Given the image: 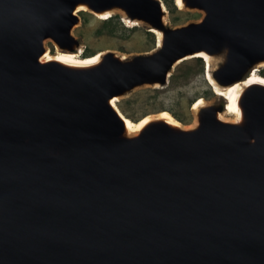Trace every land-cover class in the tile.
<instances>
[{
  "label": "water",
  "instance_id": "1",
  "mask_svg": "<svg viewBox=\"0 0 264 264\" xmlns=\"http://www.w3.org/2000/svg\"><path fill=\"white\" fill-rule=\"evenodd\" d=\"M181 4L200 19L171 26L162 0H0V264H264V84H244L264 69V0ZM82 12L160 38L46 59L47 42L82 54ZM197 55L212 90L243 84L236 119L214 96L193 125L131 133L112 100Z\"/></svg>",
  "mask_w": 264,
  "mask_h": 264
},
{
  "label": "rangeland",
  "instance_id": "2",
  "mask_svg": "<svg viewBox=\"0 0 264 264\" xmlns=\"http://www.w3.org/2000/svg\"><path fill=\"white\" fill-rule=\"evenodd\" d=\"M167 10L166 20L171 26H180L190 21H197L201 14L192 11H180L175 0H162ZM80 24L73 34L79 38L83 50L81 57L89 58L107 50L124 55L151 51L156 44L155 35L144 27H126L119 16L101 20L89 13H79ZM52 54L55 46L47 42ZM205 62L200 58H189L173 69L164 88L143 87L133 91L117 103L121 113L133 123L148 115L161 112L170 113L183 125L192 124L194 117L192 105L199 99L211 101L215 92L205 75ZM264 77V69L258 72Z\"/></svg>",
  "mask_w": 264,
  "mask_h": 264
},
{
  "label": "bare ground",
  "instance_id": "3",
  "mask_svg": "<svg viewBox=\"0 0 264 264\" xmlns=\"http://www.w3.org/2000/svg\"><path fill=\"white\" fill-rule=\"evenodd\" d=\"M175 5L177 6V8L179 10L183 11L182 10L181 0H175ZM96 17L101 19V20H103V19L109 17V15H99V16H96ZM125 22H127V21H125ZM127 23H129V22H127ZM127 25L128 26H132V27H138L139 26L138 24H135V23L134 24H127ZM152 33H155L156 36L158 38H160V33H158L157 31L152 30ZM55 49H56V51H55L54 54H52L51 52H47L46 55H45V58L46 59L53 58V59H57V60H60V61H63V62H67V63H70V64H76V65H86V64L95 63L96 61H98L100 59V57L105 52V51L104 52H99L96 55H94L92 57H89V58H82L81 54L62 52V51L58 50L56 47H55ZM81 52H82V50L80 51V53ZM193 58H200V59L203 60V57H201L200 55L194 56ZM187 59H189V58H187ZM204 59H205L206 63L208 64V72H209L210 69H211V61L207 57L204 58ZM258 72H259V70L255 69L253 71V73L250 75L249 80L247 82H245L244 84L249 83V82H259V83H263L264 84V77L260 76L258 74ZM208 76L209 77H207V78H209L208 80L211 82L210 75L208 74ZM242 85L243 84L238 83V84H235L234 86L229 87L228 89H225V90H221V89H218L216 86H213L214 87L213 91L215 92L214 96L224 97L227 100V102H226V112H225V114L223 116V117H225V119H229V120H235L236 119V116H237L236 97L238 96L239 90L241 89ZM118 102H120V100L117 99V98H114L112 100V103H113L114 107L117 109V111L124 118V120L126 122V125H127L128 129H129V131L131 133H136L149 119L153 118V116L154 117L167 118V119H169L171 121L179 123V121H177L170 113L165 112V111L161 112V113H157L156 115H148V116L144 117L142 120H140L139 122L133 123L121 113V111L117 107V103ZM204 102H205L204 99L197 100L192 105L191 109L192 110L196 109L198 107V105H200V104H202ZM193 124H195V119L193 120L191 125H193Z\"/></svg>",
  "mask_w": 264,
  "mask_h": 264
}]
</instances>
